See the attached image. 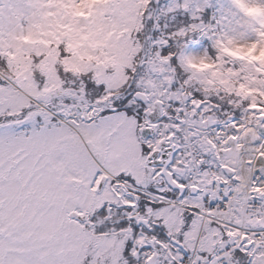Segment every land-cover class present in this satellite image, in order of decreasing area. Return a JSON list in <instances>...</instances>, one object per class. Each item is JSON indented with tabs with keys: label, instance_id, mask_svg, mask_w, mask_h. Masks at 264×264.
I'll list each match as a JSON object with an SVG mask.
<instances>
[{
	"label": "snow or ice",
	"instance_id": "snow-or-ice-1",
	"mask_svg": "<svg viewBox=\"0 0 264 264\" xmlns=\"http://www.w3.org/2000/svg\"><path fill=\"white\" fill-rule=\"evenodd\" d=\"M249 118L264 149V0H0V264H264Z\"/></svg>",
	"mask_w": 264,
	"mask_h": 264
},
{
	"label": "bare ground",
	"instance_id": "bare-ground-1",
	"mask_svg": "<svg viewBox=\"0 0 264 264\" xmlns=\"http://www.w3.org/2000/svg\"><path fill=\"white\" fill-rule=\"evenodd\" d=\"M255 119L249 118L246 121V127L243 130V135L239 138V143H237L236 147L233 149L234 152L237 153L238 157H242L244 161L249 159L253 160L257 156V152L261 151L257 147V135L256 129L254 126ZM208 139V136L214 135L212 129H209L207 132L202 133ZM218 139H221L218 137ZM190 150V147L188 148ZM258 168L255 167V163L253 167H249L246 163L243 165V176L245 179V189H247L248 182L254 178V174H256V170Z\"/></svg>",
	"mask_w": 264,
	"mask_h": 264
},
{
	"label": "rangeland",
	"instance_id": "rangeland-1",
	"mask_svg": "<svg viewBox=\"0 0 264 264\" xmlns=\"http://www.w3.org/2000/svg\"><path fill=\"white\" fill-rule=\"evenodd\" d=\"M249 14L250 15H257V12L253 11L251 8H248ZM192 114L189 113V118ZM215 121V120H213ZM202 131L199 134H195V138H194V134L193 132H188V136L186 135L185 138V142H187L188 145H191V152H193L194 156H196V164L197 167L200 168V160H201V156L203 155V153H207L208 155L206 157H204V161H206L207 163V167L211 166L212 164H216V160L214 158V153L217 151V149L211 145H209L207 143V138L202 137L200 138L198 141H195V139L199 136H201V134L208 129H211L210 127H206V126H202ZM256 129V127H255ZM187 133V130H185ZM258 137V136H257ZM260 144V141L257 142V146ZM227 156H229L230 160L235 162L237 164V166L240 168L241 173H242V187H241V192L245 191V179L243 176V165L244 163H242V161H244V159L242 157H238L237 153L234 152L233 150L230 153H226ZM257 168V167H256Z\"/></svg>",
	"mask_w": 264,
	"mask_h": 264
},
{
	"label": "built area",
	"instance_id": "built-area-1",
	"mask_svg": "<svg viewBox=\"0 0 264 264\" xmlns=\"http://www.w3.org/2000/svg\"><path fill=\"white\" fill-rule=\"evenodd\" d=\"M208 171H209L210 175L209 176H205L203 179H201V183H204L205 180H210L212 177H214L215 174L219 171V168L216 165H212V166H210ZM196 178H199V177H196ZM260 207L261 206L259 204H256L252 208H249L247 210V212H248L249 215H251V214H253V213H255L257 211V208H260ZM262 210H264V209H262Z\"/></svg>",
	"mask_w": 264,
	"mask_h": 264
},
{
	"label": "flooded vegetation",
	"instance_id": "flooded-vegetation-1",
	"mask_svg": "<svg viewBox=\"0 0 264 264\" xmlns=\"http://www.w3.org/2000/svg\"><path fill=\"white\" fill-rule=\"evenodd\" d=\"M190 117H191V116H190ZM169 127H170L169 125H161V135H162V136L166 135L167 130H168ZM186 130H187V133H186V131H185V133H184V137H185L186 135L188 136V132H192L191 127L187 128ZM179 143H185V138H183L181 141H179ZM182 158H185V157H182ZM186 160L190 162V160H191L190 155H188V156L186 157ZM188 170H189V163H188V167H187V169H185V170H184V173H183V174L186 176V178H187V175H188V173H189Z\"/></svg>",
	"mask_w": 264,
	"mask_h": 264
},
{
	"label": "water",
	"instance_id": "water-1",
	"mask_svg": "<svg viewBox=\"0 0 264 264\" xmlns=\"http://www.w3.org/2000/svg\"><path fill=\"white\" fill-rule=\"evenodd\" d=\"M255 124H256V121L254 122V126H255ZM256 135L258 136L257 142H259L260 141V138L259 137H260L261 134H258L257 131H256ZM261 151H264V149H261ZM257 161H258V155L254 159L255 167H257V168H264V164H260Z\"/></svg>",
	"mask_w": 264,
	"mask_h": 264
},
{
	"label": "trees",
	"instance_id": "trees-1",
	"mask_svg": "<svg viewBox=\"0 0 264 264\" xmlns=\"http://www.w3.org/2000/svg\"><path fill=\"white\" fill-rule=\"evenodd\" d=\"M160 22L161 23H166V22H168V20H167V18L166 17H160ZM235 103V102H234ZM216 118L215 117H213V120H215Z\"/></svg>",
	"mask_w": 264,
	"mask_h": 264
}]
</instances>
